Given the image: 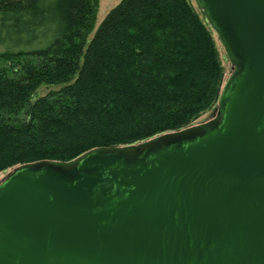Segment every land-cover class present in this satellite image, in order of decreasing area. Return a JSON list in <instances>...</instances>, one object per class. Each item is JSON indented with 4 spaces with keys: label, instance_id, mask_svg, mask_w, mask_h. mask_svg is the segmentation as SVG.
I'll list each match as a JSON object with an SVG mask.
<instances>
[{
    "label": "water",
    "instance_id": "water-1",
    "mask_svg": "<svg viewBox=\"0 0 264 264\" xmlns=\"http://www.w3.org/2000/svg\"><path fill=\"white\" fill-rule=\"evenodd\" d=\"M231 66L212 119L0 180V264H264V0H195Z\"/></svg>",
    "mask_w": 264,
    "mask_h": 264
},
{
    "label": "trees",
    "instance_id": "trees-1",
    "mask_svg": "<svg viewBox=\"0 0 264 264\" xmlns=\"http://www.w3.org/2000/svg\"><path fill=\"white\" fill-rule=\"evenodd\" d=\"M97 10L0 0V174L136 145L216 107L224 70L197 4L121 0L90 37Z\"/></svg>",
    "mask_w": 264,
    "mask_h": 264
},
{
    "label": "rangeland",
    "instance_id": "rangeland-1",
    "mask_svg": "<svg viewBox=\"0 0 264 264\" xmlns=\"http://www.w3.org/2000/svg\"><path fill=\"white\" fill-rule=\"evenodd\" d=\"M121 0H98V10H97V14H96V22H95V26H94V30L91 33L90 37L94 34V32L97 30V28L99 27V25L101 24V22L104 20V18L106 17V15L109 13V11L111 9H113L116 5H118V3ZM190 3L193 5V7L196 8V3L194 2V0H190ZM215 38V42H216V46L219 52V58L221 61V65L223 67L224 70V82L225 80H227V78L229 77L230 73H231V66L230 63L228 62L226 55L219 43V41L217 40L216 36L214 35ZM2 50L0 49V52ZM54 88H48V87H41L38 90V96H44L48 91L53 90ZM215 108V107H214ZM214 108H212L211 110H208L206 112H204L195 122L196 124H200V123H204L209 121L210 119H212L213 115H214ZM195 124V125H196ZM5 174H0V180L5 177Z\"/></svg>",
    "mask_w": 264,
    "mask_h": 264
}]
</instances>
